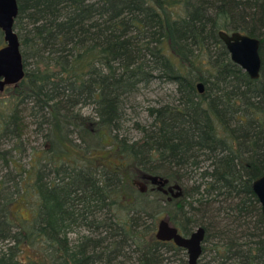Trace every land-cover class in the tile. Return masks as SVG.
I'll return each instance as SVG.
<instances>
[{
  "label": "rangeland",
  "instance_id": "rangeland-1",
  "mask_svg": "<svg viewBox=\"0 0 264 264\" xmlns=\"http://www.w3.org/2000/svg\"><path fill=\"white\" fill-rule=\"evenodd\" d=\"M159 1L129 0L123 13L112 0H16L31 8L38 45L20 48L26 90L0 94V216L12 221L0 228L11 238L0 243L1 262L189 264L187 251L147 241L166 220L184 237L204 230L195 264H264V215L251 192L259 177L247 167L246 138L264 113V93L219 38L251 36L264 60V0H255L263 5L256 18L245 0ZM117 18L125 28L103 27ZM168 36L202 68L185 72ZM84 51L102 61L73 73L70 62ZM94 84L103 86L96 102ZM60 143L77 150L70 168L57 161ZM101 143L117 157L99 159ZM41 153L45 161L32 168ZM118 159L128 172L115 173ZM30 170L60 188L56 199L41 187L40 209L52 217L44 223L24 222L38 206L16 201ZM143 177L172 188L175 199ZM118 193L129 198L124 211L112 200Z\"/></svg>",
  "mask_w": 264,
  "mask_h": 264
},
{
  "label": "water",
  "instance_id": "water-1",
  "mask_svg": "<svg viewBox=\"0 0 264 264\" xmlns=\"http://www.w3.org/2000/svg\"><path fill=\"white\" fill-rule=\"evenodd\" d=\"M17 12L16 0H0V30L4 41V46L0 48V92L3 91L5 86L19 83L24 76L20 54L21 46L13 29ZM219 38L226 46L232 62L241 67L251 80H257L261 69L260 41L237 32L230 35L220 32ZM196 88L201 93L203 91L202 83H199ZM148 181L151 185H164L163 182L155 179H149ZM252 192L259 201L264 215V175L253 183ZM203 236L204 230L198 228L189 238H184L166 220L159 221L155 233V239L158 242L172 241L177 247L186 249L189 264H195L199 258Z\"/></svg>",
  "mask_w": 264,
  "mask_h": 264
},
{
  "label": "trees",
  "instance_id": "trees-1",
  "mask_svg": "<svg viewBox=\"0 0 264 264\" xmlns=\"http://www.w3.org/2000/svg\"><path fill=\"white\" fill-rule=\"evenodd\" d=\"M112 1H113V4L116 6L117 10H119V11L122 10L123 13H126L127 11L130 12L131 4H130L129 0H112ZM245 1L250 5L249 7L251 9V12H253V17L256 18L257 16H259L260 10L263 8V5H261L258 1H255V0H245ZM155 2L157 5H160L159 0H155ZM221 2H224V1L222 0ZM17 7H18V12H17V16H16L14 23H13V29H14V32L16 33V35L18 36L20 46H22V45L32 46L33 44L35 46H37L38 45V39H37L38 36L36 33L37 28L35 27L36 19L31 14V8L25 6L24 4L21 5L19 2L17 4ZM19 12H20V14H23L20 21L17 20ZM102 25L105 29L107 28V29L121 30V29L125 28L126 22L119 21L117 18L116 20L114 19V21L111 23L108 21L107 22L105 21L104 23H102ZM74 31L75 30H71V32L69 33L71 36H69V37H72V35H73L72 33ZM2 38H3V34L0 30V46L4 45V41L2 42V40H3ZM262 41L264 42V39ZM164 42L166 43V48L170 51L172 58L175 59L178 63L182 64V67H183V69H185V72L188 71V69L191 66H195L199 69L202 68V66L198 65V63L195 61V59L190 60L191 57L189 56V53L184 49L182 44L171 39L170 36H168ZM261 43L262 42H260V44ZM36 52H37V50H36ZM38 53L39 54L41 53L40 50L38 51ZM97 56L98 55H95V54L90 53V52H85V51L82 52L81 54L75 55V57L70 62L71 63V65L69 66L70 71H72L73 73L84 72L85 70L92 67L94 64L98 63L99 61H102V59H100ZM200 81H202V80H200ZM249 83L251 85L255 86L254 88L259 93H264V60L263 59H261V69H260L259 78L257 80H249ZM92 86H96L97 93L96 94L92 93V91L90 90L91 98L94 97V99L96 101H98L99 97L101 95V90H102L103 86L97 85V84H94ZM92 86H91V88H92ZM215 91L218 92L219 91L218 88H216ZM255 119L257 121V128L253 134L246 137L247 140L249 141V146L252 149V155L249 158V162L247 164V167L251 173H253L255 176L260 177V176L264 175V113L262 112L261 114L256 116ZM113 153H114V151H113ZM251 192H252V190H251ZM118 194H120V193H118ZM118 194L113 196V197L118 196ZM116 199H117V197H116ZM112 200L114 201V198H112ZM172 200H174V199H172ZM172 200H170V201H172ZM7 219L8 218L5 216H0V228H1V225L3 224V221L7 220ZM6 233H7L6 230L3 231L0 229V243H3V241H9V239L11 240V238H8L6 236L7 235ZM153 233L154 232L147 234L146 239L150 243L155 242ZM24 237L26 239L27 236L24 235ZM16 244H17V242L14 243L15 246H16ZM19 250H21L20 246L17 247V251H19ZM0 264H7V263L6 262L3 263L0 261Z\"/></svg>",
  "mask_w": 264,
  "mask_h": 264
},
{
  "label": "flooded vegetation",
  "instance_id": "flooded-vegetation-1",
  "mask_svg": "<svg viewBox=\"0 0 264 264\" xmlns=\"http://www.w3.org/2000/svg\"><path fill=\"white\" fill-rule=\"evenodd\" d=\"M22 80L19 83L15 84V85L5 86L4 89H3V91L0 92V94H4V93H7V92H10L11 90H17V89L26 90L25 85H24V83H23ZM199 83L200 82L198 80H195L196 87H197V85ZM91 91H92V93H95L96 94L97 93L96 86H92ZM92 100H93V102L96 101L94 99V97H92ZM100 145L102 146V148L100 150L102 151V153H104V155L102 157H99V159H101V158L102 159H104V158L113 159L112 157H114V158L117 157L113 153V148H109V149L107 148L108 147V143H101ZM106 145H107V147H106ZM61 146L63 147V144H61ZM64 146L65 147H63V152L60 155H58V157H56V158H57V161H62V163H65V166L67 165V167L70 168L71 164L69 163V158H73L75 156L74 153H76L77 150L70 149L66 145H64ZM37 157L38 156L36 154V157H35V159L33 161L32 168L35 167V165L37 164V162H42L43 163V161H45L44 160V156H43L42 153H41V155H39V158L38 159H37ZM123 159H118V161H117L118 164L119 163L120 164H119V166H116L114 169H116V170L117 169H121L122 171L121 172H118L117 171V172H115L116 174L117 173H120L121 174L124 171H127L128 172V167H129L128 165L129 164H128V162L126 160H123ZM94 162H95V160H94ZM91 168H94V166L91 167ZM105 169L108 172H110V170L107 167ZM33 175H34V173L32 172V170H30L27 173H25V176L26 177L23 179L24 182H22V184H21V190L23 191V193L25 195H28L29 197L25 199V197H26L25 195L24 196H20L16 201L20 200V204H24V205L27 204V203H29L31 205H34L35 207L38 206V208H33L34 210H32L31 215L29 216L30 218L24 220V222H29L30 223V222H33V221H38V222L44 223V222L48 221L49 219H51L52 217L49 214H47V213L43 214L42 211H41V209H40L41 204H42V200L39 198V196H42V197L44 196V194L42 193V188L41 187L45 185L48 188V191L52 192V190H53V193L52 194H50V192H48V191L47 192L50 194L49 198H53L54 197L56 199L58 197L57 196L55 197V195H59L60 194V188H59V186L56 183L57 180H55L54 182L47 181V180H46V182H42V181L41 182H38V181L35 180V178H34ZM36 176H37V178H40L42 180V177L41 176H39L37 174H36ZM143 181L145 183H147L146 186H149L152 190L154 188H157V189H159L161 191H164L162 189V186L161 185H154L155 187L154 186L152 187V185L149 183L148 179H146L145 177H143ZM166 188H167V191H164V192L165 193H168L167 196L169 197V200L175 199L174 195H176V194L173 193V189L172 188H169V187H166ZM116 197H117V199H116ZM116 197H113L114 198V201H113L114 202V205L116 207H118L120 210L124 211V209H126L128 207V205H129V198L126 197L122 193L118 194V196H116ZM30 200H32L33 202L32 201L30 202ZM68 216H69V214H67V212H65L64 210L61 211V217H62L61 219H62V221L67 220V217ZM7 221L12 224V221H11V218L10 217L7 219ZM169 225H170V223H169ZM171 227H173V226H171ZM177 231H178V229H177ZM178 233L182 237H184L179 231H178ZM190 235L188 237H184V238H189ZM154 239H155V234H154ZM155 242L160 243V244H164V245H170V246L176 247V248H178V249H180V250H182L184 252L186 251V249H184V248L177 247L172 241H170V242H158L155 239Z\"/></svg>",
  "mask_w": 264,
  "mask_h": 264
}]
</instances>
